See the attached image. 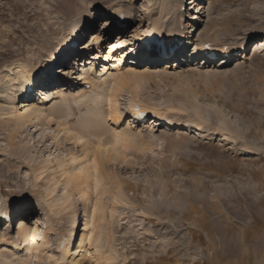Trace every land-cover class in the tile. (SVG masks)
<instances>
[{"label": "rangeland", "instance_id": "rangeland-1", "mask_svg": "<svg viewBox=\"0 0 264 264\" xmlns=\"http://www.w3.org/2000/svg\"><path fill=\"white\" fill-rule=\"evenodd\" d=\"M148 1L0 0V213L11 215V225L0 218V264H72L61 250L71 219L76 264H264V46L253 49L264 42V0H178L182 36L171 55L162 43L143 52L129 38L167 34L172 0ZM114 8L136 20L103 33ZM90 17L93 26L72 38ZM202 44L215 55H202ZM20 63L36 87L63 89V98L45 103L54 116L22 124L10 113L7 79ZM117 70L125 75L115 92L123 121L113 123L104 95L95 104L83 97L105 94L110 78L103 79ZM31 92L15 102L19 111L24 100L38 103ZM131 103L156 107L161 124L153 116L131 121ZM166 118L202 130L169 127ZM79 166L83 174H73ZM83 203L86 211L71 217ZM21 217L37 226L33 239L18 238Z\"/></svg>", "mask_w": 264, "mask_h": 264}, {"label": "bare ground", "instance_id": "bare-ground-1", "mask_svg": "<svg viewBox=\"0 0 264 264\" xmlns=\"http://www.w3.org/2000/svg\"><path fill=\"white\" fill-rule=\"evenodd\" d=\"M196 1L197 0H190V3L189 4L190 5H194L196 3ZM144 5H145L144 7H146V6L151 7V4H150V2L148 0H145V4ZM180 7H181V4L178 2V0H172L165 7V15L167 17H169L168 18V23H170V28L168 29L167 34H165V36H162V34H160L159 33L160 31H159L158 32V37H157V41L162 42L163 45L166 47V50L164 52L165 55L167 53H170V55L173 54L172 52H174L175 50H172L171 48L173 47L172 45H174L173 43H176V41L174 40V38L175 37L182 36V32L179 29L178 30L176 29V27H177V19H176L177 17L176 16H178V12H179L178 8H180ZM113 11H115L114 15H112V16L107 15V16H109V18H103L102 19L101 24H100V25L103 24L102 25V32L104 30H107L110 26H114V27L117 28L115 22L118 21V20L121 23L128 24V25H129V23H134V20H136V17L134 16L135 14L131 10H128V9L125 10V9H122V8H116V9L114 8ZM121 12L124 13V18L123 19H120V17H119V14ZM108 13H109V11H108ZM195 15L196 14H193V13L189 15V21L190 22H195L196 21V17L197 16H195ZM131 16H132V18L130 19ZM150 18L151 17L148 15L147 16V21L148 22H149ZM94 22H95V18H91L90 17L86 22H84L85 24H78V23H76L75 26L73 27V29H71V33L73 34L72 38H75V37L78 38V37H80L81 36L80 35L81 30H83V32H86L88 29H90L91 26H93ZM158 25L156 27H158ZM149 26L151 27V29L153 31H155V32L157 31L156 30L157 28L154 26V24L152 22H150ZM190 29H193V26L190 25ZM91 34L92 33H90L89 35H91ZM150 34H153L154 35V33H152V32H148L147 34L144 33V34H142L140 36H136V34H130V37L129 38L132 37L135 42H138L144 36H146V38H148V35H150ZM175 34H177V36H175ZM159 36H161V37H159ZM92 37L95 40V39H99V37H101V36H98L97 34H94L93 33L92 34ZM146 38H145V43L146 44L147 43H150V41H149L150 39L149 40H146ZM177 39H180V38H177ZM66 40H67V38H65L61 42V48H65ZM157 43H159V42H157ZM187 43L189 44L190 41L187 40L186 41V44ZM150 44L151 45L152 44L153 45H156L155 42H151ZM263 46H264V42H262V39H260V40H258L256 42H254L253 49L254 50H257V49L262 48ZM168 48L170 50H168ZM199 49H200V51H201L200 53L202 55L203 54H205V55L215 54V48H213V47H211L209 45L206 46V45H203L202 44V46H200ZM72 50H73V48H72ZM142 51L143 52H147L146 49H144ZM70 52H71V46H68L67 45L66 46V51L62 52V55L60 56V59L63 60V58H65V56H68L70 54ZM223 52H225V51H223ZM190 56H192V55H190ZM193 58H195V56L192 57V60L191 61H193ZM75 59L76 58H74V62L73 63H75ZM196 59L197 58H195V61H196ZM136 60L137 59H133L132 62H130V63H134ZM203 63H205V62H203ZM224 63H228V61L226 59H221L220 62H219V66L220 65H223ZM59 68H61V67L56 68L54 70V72L57 71ZM66 69L67 68H62L60 70V72H62V73L65 74V73H67ZM84 70H85V72L84 71L81 72L82 73L81 75L88 76L86 74H88L90 72L91 67L87 68V70L86 69H84ZM31 71L33 72V70H30L29 68H27L26 65H23V64L19 65L18 64V66L14 70V73L11 72L10 75H9L10 77L7 79V83L9 82V83H11L10 86H14L12 88V94H11L10 99H9V100H12V107H11V110H9V111H12L10 113H15L16 117H18V119L20 121H22V124L25 123L26 121H31V116L32 115H35V117L37 116L36 118H39L38 116H40V118L42 120H45L46 115H53L52 113H48V111H47V109L45 107V106H47V104H45V103L46 102L49 103L55 97H57V98H63L64 97L63 96V91H62L63 89L62 88H59L57 86H55V89H52L50 91V93H48L49 90H46L47 87H45L44 85H43L44 87L42 86L43 88H41L40 84H39V87H36L37 84H34L33 85V81L36 80V79H34L33 73H31ZM81 75L79 73L78 74V77H81ZM124 77H125V75L122 74V73H120V71H118V70H117V72H110L103 79V81L105 82L108 78H110L109 79L110 80L109 85L107 87H104V86L102 87L103 89H106L105 90V94L96 93V95L94 97H92V98H90L88 95L83 97L86 101H88V99H90L93 102V104H95L96 102H98V99L100 97H102L101 95H104V98H105V101H106V104H107V117H109L110 120L113 123H118V122L123 121L122 113L120 111V102H118V100L116 98V95H115V92L117 91V88L121 87V82L124 81ZM50 78L53 79L55 77L52 76ZM67 79H68V77H67ZM45 81H47V80H45ZM53 81L54 80H50L48 83L51 84ZM28 86H29V88H28ZM29 90L32 91L30 93V95H34V92H37V94H38V100H37L38 103H35V102H31L30 103V102H26L27 100H24V101L21 102L22 111H19L20 108H18L17 105H15V102L19 98H23L27 94V92H29ZM24 93H25V95H24ZM30 95L28 93V96L27 97L28 98H31ZM135 104L136 103H131L130 105L126 106V109H127V112H128V114H129V116L131 118V121L135 122L134 121L135 118L142 111H145V112L146 111H149V112L153 113L152 114L153 116L157 117L158 119H162V115L159 113V111L156 109V107H149V106H145V105H141V106L138 107V106H134ZM93 110L94 111H97L96 109H93ZM6 113L9 114V112H6ZM92 114H93L94 117H96L98 115V113H96V112H93ZM99 117H102V116L99 115ZM36 118H34V119H36ZM155 120H156V118H155ZM165 123L169 127L172 126V127H181V128H194L195 131H199V130L201 131L202 130V127H201L200 124H195L192 121H188V120H173L171 118H166V122H164V124ZM131 132H132V130H131ZM224 138L227 139L228 141L230 140V138H228V136H225ZM79 139H81V135L75 136V140H78L79 141ZM115 139L116 140H119V136H116ZM114 142H115V144L116 143L118 144V141H114ZM114 142H113V144H114ZM113 148H114V146H113ZM77 165H79V164H77ZM83 171H84V169H82L79 166L78 169H74V173L73 174L79 173V174L82 175L83 174ZM84 184L86 185V182H84ZM79 193H80V197L82 199L86 200V192L84 190H80ZM87 208H88V206H87L86 203H83L81 205L76 206L75 208H73L71 210L72 213H73L71 217H74L78 213V211H79V217H80L81 214L83 212H85ZM42 215H46V214L43 211H41V216ZM6 217H7V220L9 222L8 224L11 225V215H10L9 212L6 214ZM0 218H2V214L1 213H0ZM40 218H38V220H36V221L39 222L40 221ZM17 222H19V224L16 225V227H17V233L16 234H17L18 238L21 239V241H25V240H27V238L33 239L37 235V229L38 228H37V226L35 224H28V223H26V221L23 220V217H21L20 219H18ZM70 225H71L70 234L68 236V239L65 242V243L68 242L67 243L68 245H65V243H64V245H62L61 250H62L63 253L66 254V255L64 254L65 255L64 256L65 259L66 258H69V259L72 260V264H76L80 260L79 259H76L75 260V253H76V251H75V248L73 247V245L75 244V243L73 244V241L75 240V237H76L77 234H75V226H74V221L72 219L70 220ZM3 238H2V240L4 242H6L7 240L6 239H3ZM87 241H88V243L90 245H93L92 247H93L94 251L95 252H98V248H97V246H95L96 245L95 243H92L93 242V239L90 236L87 238ZM8 244H10V245H18L19 243L17 241L11 240V241L8 242Z\"/></svg>", "mask_w": 264, "mask_h": 264}, {"label": "snow or ice", "instance_id": "snow-or-ice-1", "mask_svg": "<svg viewBox=\"0 0 264 264\" xmlns=\"http://www.w3.org/2000/svg\"><path fill=\"white\" fill-rule=\"evenodd\" d=\"M40 71H44V69H41Z\"/></svg>", "mask_w": 264, "mask_h": 264}]
</instances>
